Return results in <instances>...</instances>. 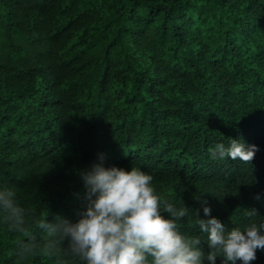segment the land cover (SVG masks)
Wrapping results in <instances>:
<instances>
[{
  "label": "trees",
  "instance_id": "16d2710c",
  "mask_svg": "<svg viewBox=\"0 0 264 264\" xmlns=\"http://www.w3.org/2000/svg\"><path fill=\"white\" fill-rule=\"evenodd\" d=\"M228 137L251 162L210 157ZM100 154L190 207L182 231L195 197L229 228L264 219V0H0V186L30 209L0 223V264H58L37 221L78 218Z\"/></svg>",
  "mask_w": 264,
  "mask_h": 264
},
{
  "label": "clouds",
  "instance_id": "9594fccd",
  "mask_svg": "<svg viewBox=\"0 0 264 264\" xmlns=\"http://www.w3.org/2000/svg\"><path fill=\"white\" fill-rule=\"evenodd\" d=\"M257 150L242 137H228L212 146L210 157L251 162ZM80 175L86 192L78 218L57 215L52 222L46 215L37 221L47 254H61L58 264H216L218 257L221 264H251L257 250L264 251V219L229 228L211 215L201 197H195L203 211L201 217L200 209H194L198 231H182L179 224L189 217L190 207L159 194L153 176L140 167L106 166L100 154L99 161ZM29 215L15 189L0 186V223L5 230L27 231ZM18 243L19 256L39 246L31 238Z\"/></svg>",
  "mask_w": 264,
  "mask_h": 264
}]
</instances>
